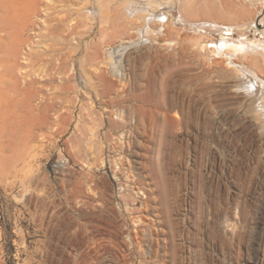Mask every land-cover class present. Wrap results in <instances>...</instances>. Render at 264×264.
I'll return each instance as SVG.
<instances>
[{"label":"rangeland","instance_id":"1","mask_svg":"<svg viewBox=\"0 0 264 264\" xmlns=\"http://www.w3.org/2000/svg\"><path fill=\"white\" fill-rule=\"evenodd\" d=\"M37 1L21 35L33 92L0 102V264H264V102L206 46L217 34L177 25L178 5L142 39L130 13L100 25L97 0ZM196 5L234 26L252 11L247 39L264 41V0Z\"/></svg>","mask_w":264,"mask_h":264},{"label":"bare ground","instance_id":"2","mask_svg":"<svg viewBox=\"0 0 264 264\" xmlns=\"http://www.w3.org/2000/svg\"><path fill=\"white\" fill-rule=\"evenodd\" d=\"M34 1H35L36 5H38L40 3L39 1H37V2H36V0H34ZM97 1H98V5H99V7L97 8V10L99 9V14H98L99 15V17H98L99 21L98 22L101 23L100 25H103V24L106 25L108 23H111V25L116 26L115 27L116 30L121 31L122 28H125L124 26H125L126 21H127V20L124 21L125 16L128 17V20L131 19L130 16L135 20H140V19L142 20L143 19V22L141 21L142 23L137 25V28H136V29H138V28L141 29L138 32H139L140 36L142 37V39H145L147 37V35L150 34L149 33L150 30H152V29H150V25L152 23L164 24L165 22H167V21L169 22V20H170V17H167L165 19L161 18L162 16H165V15L167 16L168 13L162 12L163 15H161L162 13L160 12L161 14L159 15V17H157V14L159 12L154 13L153 10H155V8H160V7H163L164 5H167L170 9L171 8L173 9V8H177L176 6L178 5L179 10H180V17L178 18L179 20H178L177 25H180L182 28H185L186 31H187V28H189L191 30H194L195 33H200V34L202 33L203 35H206L207 33H211L212 31H213L212 34H214V35L217 34L213 39H209V40L205 41L206 46L208 48L212 49L215 54L224 56L226 58V60L229 62V64L233 65L237 69V71L241 74V76H242L241 79L243 78V80L249 81V84L254 88V90H256L258 92L257 94H259L260 96H259V99H256V100H260L259 103H261V104L264 102V93L259 91V89H264V78H261L262 75L260 74V72L262 71L261 70V58L264 59V41L260 40L259 42H255L256 40L255 41H253V40L249 41L247 39V37H249L247 31L249 32V30L254 29L255 22L257 20V17L255 16V14H252L253 13L252 11L250 12L247 9H244V10L242 9L243 12H242V15L241 14L240 15L243 17V19L246 20V23L240 24L238 26H234L233 22L228 18V16H226L227 14L225 15L222 12V10L220 11L218 9V6H217L218 10L214 9L211 12L212 20L206 18L205 16H206V14H208L207 9L204 8V9H201V11L197 9L196 4L199 3V0H145L144 1V2H146L145 7H142V5H140L143 3L136 4L137 2L134 3V2H128L129 0L128 1L123 0L124 3L127 2V4H128L127 5L128 14L126 15V14H124L123 11L117 10L114 12L113 16L112 15L110 16V13L108 10V7H109L108 3L109 2L107 0L106 1L108 3H106V4H103L100 0H97ZM28 2H29V0H0V102H1V96L4 93L5 89L14 90V91H26L27 93L33 92L32 82H27V79L30 78V73H28L29 71L26 72L27 69L25 70L24 64L21 63V55H22V53H21V50H22L21 49L22 48L21 35H22L23 29H26L25 27L27 24L28 16L31 14V13L29 14V10L27 7ZM123 2H122V4L124 5ZM84 3H86V1ZM74 4H75V2H74ZM86 5H88V4L86 3ZM86 5L84 6L85 8H86ZM64 6H66V5H64ZM76 6H78V5H76ZM83 6H82V8H83ZM94 6H95V4H94ZM230 6H233V5L230 4ZM124 8H125V5H124ZM78 9H80V8H78ZM35 10H37V8ZM122 10H123V8H122ZM208 10L210 11L211 9H208ZM67 12H68V10H67ZM129 13H130V16H129ZM183 13H184V15H183ZM201 13H202V15H201ZM65 14H68V13H65ZM64 17H67V16H64ZM152 17H154V18H152ZM61 18H63V17H61ZM81 18H79V19L81 20ZM83 19H84V17H83ZM75 22L76 21H74V23ZM77 22H79L78 19H77ZM128 22H130V21H128ZM171 22L173 23V21H171ZM71 24H72V22H71ZM76 24H78V23H76ZM135 24H136V21H135ZM234 24H236V22ZM97 25H99V24H97ZM129 25H131V24L129 23ZM77 26H79V25H77ZM131 26H133V24ZM68 28H72V27H68ZM112 28H113V26L111 27V29ZM66 29H67V27H66ZM100 29H101V27H100ZM74 30H75V27H74ZM101 30L103 31V29H101ZM131 30H132V27H131ZM113 31H115V29H113ZM113 31H112V33H113ZM129 31H130V29H129ZM116 33L114 35H116ZM235 34L239 37V39L234 37ZM212 37H213V35L211 36V38ZM131 40H132V38H131ZM132 41H134V40H132ZM143 43H144V41H142L141 44H143ZM133 45H135V44L133 43ZM40 48H41V46H40ZM123 48H126V47H123ZM119 50H121V49H119ZM42 51L44 52V50H42ZM122 51L123 52L120 55L121 59H120L119 63H122L123 60L128 62L130 59V56H131V54L129 53L130 51H127V49H124ZM117 53H120V51ZM94 54H95V52H94ZM95 56H96V54H95ZM23 57L24 56H22V58ZM94 57H92V58H94ZM96 57H98V56H96ZM237 58L238 59L243 58L244 60H247L246 61L247 65L238 64L236 62ZM38 59H40V58L38 57ZM34 60H36V58ZM21 76H23V77H21ZM24 82L26 85V87H25L26 89L23 87ZM249 88H250V86H249ZM134 121H135V117L131 111H129V110L126 111V115H124L122 113V125L124 126L125 132L127 133L128 137H131L134 130H135ZM120 176H118L119 181H121V179H122Z\"/></svg>","mask_w":264,"mask_h":264}]
</instances>
